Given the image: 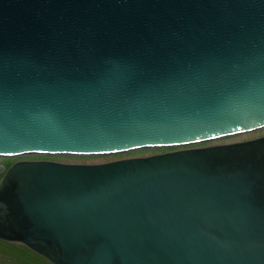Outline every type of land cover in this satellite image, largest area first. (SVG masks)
I'll use <instances>...</instances> for the list:
<instances>
[{"label":"water","instance_id":"1","mask_svg":"<svg viewBox=\"0 0 264 264\" xmlns=\"http://www.w3.org/2000/svg\"><path fill=\"white\" fill-rule=\"evenodd\" d=\"M264 0H0V240L51 264H264Z\"/></svg>","mask_w":264,"mask_h":264},{"label":"rangeland","instance_id":"2","mask_svg":"<svg viewBox=\"0 0 264 264\" xmlns=\"http://www.w3.org/2000/svg\"><path fill=\"white\" fill-rule=\"evenodd\" d=\"M262 135H264V128L245 134L233 135V136L217 139L215 141H212L211 144L233 143V142L253 139ZM158 151H160V149L154 148V149H141V150L129 151L125 153L111 154V155H97V156L57 155L54 156V159L56 161L66 162V163H103V162L122 159V158L149 156L158 153ZM16 159L17 158L0 157V165L8 166L9 164L15 162ZM18 253L19 252L11 253L5 250H0V264H34L33 261L31 262L28 258L25 259L21 255V253L20 254Z\"/></svg>","mask_w":264,"mask_h":264},{"label":"trees","instance_id":"3","mask_svg":"<svg viewBox=\"0 0 264 264\" xmlns=\"http://www.w3.org/2000/svg\"><path fill=\"white\" fill-rule=\"evenodd\" d=\"M0 178H1V175H0ZM0 250H5L11 253L19 252L18 254L21 253V255L25 259L28 258L31 262L33 261L34 264H51L44 257L36 254L32 250H30L28 247L20 243L6 242L3 240H0Z\"/></svg>","mask_w":264,"mask_h":264},{"label":"flooded vegetation","instance_id":"4","mask_svg":"<svg viewBox=\"0 0 264 264\" xmlns=\"http://www.w3.org/2000/svg\"><path fill=\"white\" fill-rule=\"evenodd\" d=\"M263 136V135H262ZM260 137V136H259ZM257 138V137H256ZM210 145L211 142H208V143H204V144H200L199 146H203V145ZM173 149H176V148H167V149H160V151L158 152H164V151H168V150H173ZM52 160V161H56L54 159V156H45V155H35V156H25V157H19L17 158L15 161L17 160ZM60 162V161H59ZM10 165L6 166L4 165V167L7 169ZM2 176V175H1Z\"/></svg>","mask_w":264,"mask_h":264}]
</instances>
